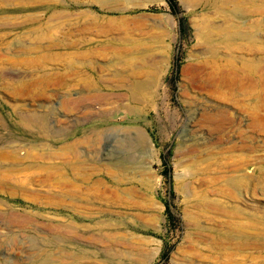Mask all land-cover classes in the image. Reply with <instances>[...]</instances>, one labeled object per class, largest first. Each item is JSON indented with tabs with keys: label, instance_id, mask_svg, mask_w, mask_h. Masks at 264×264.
Listing matches in <instances>:
<instances>
[{
	"label": "rangeland",
	"instance_id": "1",
	"mask_svg": "<svg viewBox=\"0 0 264 264\" xmlns=\"http://www.w3.org/2000/svg\"><path fill=\"white\" fill-rule=\"evenodd\" d=\"M0 264H264V0H0Z\"/></svg>",
	"mask_w": 264,
	"mask_h": 264
},
{
	"label": "trees",
	"instance_id": "2",
	"mask_svg": "<svg viewBox=\"0 0 264 264\" xmlns=\"http://www.w3.org/2000/svg\"><path fill=\"white\" fill-rule=\"evenodd\" d=\"M170 2H172V1H175V0H169Z\"/></svg>",
	"mask_w": 264,
	"mask_h": 264
}]
</instances>
